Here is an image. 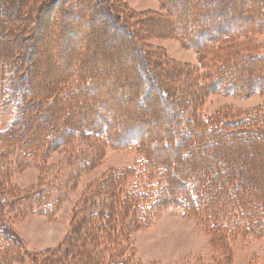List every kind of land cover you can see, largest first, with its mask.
I'll list each match as a JSON object with an SVG mask.
<instances>
[{"label":"trees","instance_id":"obj_1","mask_svg":"<svg viewBox=\"0 0 264 264\" xmlns=\"http://www.w3.org/2000/svg\"><path fill=\"white\" fill-rule=\"evenodd\" d=\"M108 1L114 11L106 9ZM158 1L165 14H145L151 23H158L154 30H149L150 35L175 39L183 48L193 51L198 60L197 69L183 74L173 72L171 80L166 71L175 68L170 67L173 63H160L144 55L133 29L124 21L119 22L117 14H121L117 10L133 19L143 14L129 12L119 2L113 5V0H0V86L6 82L22 93L21 97L18 95L20 107L15 120L0 131V145L19 150L28 160L40 152L44 155L54 149L70 148L73 133L67 130L60 135L63 127L69 125L62 120V114L65 108L75 109L87 98L90 106L81 110L84 114L71 117L72 122L88 123L86 128L104 140L106 146L133 150L140 158L139 163L110 177L107 192L102 195L100 215H88L92 222L88 224L90 250L85 245L82 253L74 257L76 264H137L128 251L123 225L116 221L127 220L133 227L148 226L159 207L180 209L185 216L194 217L219 243L239 232L245 237L264 239V112L240 114L239 109L230 106L208 118L195 111L196 101L211 95L240 99L264 95V53L256 51L257 44L263 43L257 39L264 35V21L259 22L264 17L260 8L264 9V0L259 4H252L251 0ZM231 8L233 11L227 16ZM97 13L113 33L125 34L128 48L121 53L130 55L127 85L139 104L150 98L165 102L166 109L171 111L166 127L149 128L159 121L155 111L145 120H130L126 126L129 134L104 122L110 102H101L100 95L107 93L101 90V84L108 72L88 73L86 56L92 50L91 46L87 49L86 43L91 40L78 36L81 31H87V36L93 34L95 27L91 25ZM149 20L142 22L146 25ZM33 23L36 27L31 36ZM162 23L166 24V31L162 30ZM46 24L49 28L42 54L51 57L52 52L57 57L56 50L64 47L66 35L75 33L73 42L79 44L74 51L79 61L78 66L68 67L62 58L67 68L57 70L44 90L34 72L27 73V56L32 52L27 46L34 43L37 31ZM198 69L199 75L195 72ZM172 80L182 81L183 90L177 89ZM190 89L195 91L190 94ZM31 96L39 101L38 105L30 104ZM95 107L102 110L101 118L96 116ZM45 108L49 109L48 115ZM239 114L242 116L238 117ZM92 119H99L98 125ZM38 120L41 124L37 132L30 141L26 140L25 134L37 128ZM48 122L54 133L42 137L40 129L47 127L44 123ZM50 131L47 129L46 134ZM49 142L52 144L47 145ZM153 143L157 145L152 148ZM25 144L30 147L27 153L20 147ZM155 149L162 153L178 150L185 163L178 166L179 155L171 159L166 156L161 162L152 151ZM59 250H50L48 254L55 256Z\"/></svg>","mask_w":264,"mask_h":264},{"label":"rangeland","instance_id":"obj_2","mask_svg":"<svg viewBox=\"0 0 264 264\" xmlns=\"http://www.w3.org/2000/svg\"><path fill=\"white\" fill-rule=\"evenodd\" d=\"M259 1L251 0V3L259 4ZM113 2V5L117 4L116 2L121 3L129 12L143 14V16L138 15V19H133L130 16L125 17L123 10H117L121 14H117L120 16L119 22L124 21L133 29L136 34L135 39L142 47L144 55L160 63H173L170 67L176 69L167 68L166 71L170 80L173 72L180 71L183 74L194 67L198 68L197 55L193 51L183 48L173 38L150 35L151 29L154 30L158 23H151L145 14L148 12L156 15L165 14L158 0H113ZM233 5L234 9L237 7L236 10L240 11L237 4ZM260 8L264 12L263 7ZM106 9L114 11L110 1L107 2ZM231 11L232 8L226 13L227 16L231 15ZM102 19L97 13L96 20L93 26L91 25L97 28H94L91 36H87V31L78 33V36L91 40L89 44L86 43L87 49L91 46L92 50L90 53L89 49L86 56L88 73L104 75L103 73L108 72L105 73L106 78L101 84V90L107 93L101 92L100 99L104 104L110 102L107 104L109 109L105 107L106 114L103 116L102 110L95 107V110H98L96 116L100 118L103 116L104 122L114 125L124 134H129L126 126L129 125L130 120H145L155 111L159 115V121L149 128L154 130L161 126L166 127L171 111L166 109L165 102H157L150 98L149 101L139 104L137 98L133 97L132 89L127 85V75H129L127 60L130 55L129 52L121 53L123 48H128V40L123 33H116L117 31L113 33ZM147 20L150 24L145 25L142 21L147 22ZM262 21H264L263 16L259 18V22ZM34 25L35 23L30 25L33 27L32 31H35ZM142 25H145L146 30ZM162 25V30L166 31V24L162 23ZM89 26L87 28H91ZM48 28L49 24L41 27L39 33L37 31L38 36L33 38L34 43L27 46V49H32L31 54L27 56V73L34 72L41 89L44 90L50 86L49 81L54 80L57 70L67 68L66 64L62 63V58L68 62V67L78 66L79 61L78 54L74 51L79 44L73 42L75 33L66 35L64 47L56 50L57 57L52 55V52L51 57L46 55V52L42 54L43 50H46L44 45ZM257 42L261 44L255 43L256 51L264 53V35L259 37ZM77 71L79 72V69ZM195 72L199 75V69ZM40 80H44V84ZM172 83L177 89L183 90L182 81L174 83L172 80ZM83 87L88 88L86 84ZM21 91L23 92V89ZM189 91L191 94L195 90ZM21 94L7 86L6 82L1 84L0 131L5 130L15 120L14 116L17 115L20 107ZM66 94L63 93L65 96ZM262 94L245 99L220 94L207 96L196 101L195 111L198 116H208L231 106L239 109L240 114L253 110L264 112ZM33 97L29 98V100L33 99L30 104L36 106L39 101ZM83 102L82 105L77 104L75 109L74 106L65 108L62 114V120L69 125L63 127V131L60 129V135L67 130L73 133L70 148H62L59 149L60 151L54 149L44 155L40 152L28 160L19 150L7 147L5 144L0 145V264H76L74 257L82 253V248L86 245L85 247L88 246L90 250L91 246L87 242L90 229L88 224L92 222L88 215H100L99 207L104 202L102 195L107 192L110 177L124 168L139 163L140 158L133 150L110 148L104 144V140L96 138L86 128L88 123L72 122L71 117L84 114L81 110H86L90 106L89 99L85 98ZM48 110L44 109L47 115ZM240 114L238 117L242 116ZM98 120L94 122L95 125H98ZM141 123L144 125V121ZM40 124L41 120H38L37 128L32 132L30 129V132L25 134L26 140L30 141L31 136L34 137ZM44 125L48 128L40 129L42 137L54 133L51 123ZM140 127L143 128L141 124ZM47 129L51 130L48 134H46ZM50 144L52 142L47 143ZM156 145L153 143L151 146L153 148ZM20 147H23L25 153L30 150L26 144ZM152 151L159 156L161 162H164L166 156L171 159L179 155L178 166L182 167L185 163L182 161L185 160L184 155L178 150L164 151V153L159 149ZM262 171L264 172V169ZM186 172V175H189L190 172ZM116 222L118 225H123L128 251L132 253L133 260L137 264H264V239L245 237L239 232L219 243L218 239H213L211 235L213 233L204 230L194 217L185 216L180 209L159 207L154 211V220L148 226L133 227L127 220ZM57 249H60L57 255L48 254L50 250ZM44 252L47 254H43Z\"/></svg>","mask_w":264,"mask_h":264},{"label":"bare ground","instance_id":"obj_3","mask_svg":"<svg viewBox=\"0 0 264 264\" xmlns=\"http://www.w3.org/2000/svg\"><path fill=\"white\" fill-rule=\"evenodd\" d=\"M93 45V44H92ZM40 60V59H39ZM84 60V59H83ZM86 60H88V59H86Z\"/></svg>","mask_w":264,"mask_h":264}]
</instances>
